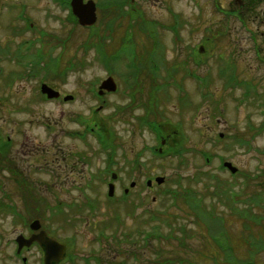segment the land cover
Here are the masks:
<instances>
[{
  "label": "rangeland",
  "instance_id": "374dc122",
  "mask_svg": "<svg viewBox=\"0 0 264 264\" xmlns=\"http://www.w3.org/2000/svg\"><path fill=\"white\" fill-rule=\"evenodd\" d=\"M95 1L105 7L110 0ZM133 1L132 6L125 7L140 10L141 17L151 24L145 27L142 19L136 23L134 18L123 20L127 28L131 24V28L136 27L127 29L132 42H159L166 48V52H160L164 70L150 75L155 81L160 78V83L169 79L176 88L163 87L156 96L151 76L146 84H151V104L160 102L157 108L163 113L158 121L163 124L162 141L166 148L176 146L177 154L158 157L145 151L158 141L147 130L134 126L130 116L133 109L118 115L114 107L128 101L121 91L108 95V103L100 108L96 90L102 79L109 75L119 78L124 70L118 65L107 72L97 60L95 49L88 48L95 30L106 34L104 24L93 29L75 25L66 20L67 10L60 0H0V133L11 134L14 145L25 136V143L38 144L19 151L15 147L11 152L24 158L20 166L32 180L31 191L8 193L11 180L0 173V264H22L13 255L15 239L20 234L28 235L36 217L57 227L61 237H76V243L77 239L85 241L86 235L101 234L109 241L107 250L114 253L120 249L119 259L130 250L138 256L137 263L141 257L148 260L144 264H224V254L208 236L207 226L195 222L184 195L175 197L176 190L183 194L194 191L192 194H199V207L217 209V216L224 217L234 238L238 256L247 257L246 246L238 237L241 220L225 192L235 191L242 197L250 192L242 185L244 179L256 180L257 174L264 172V129L256 130L264 123V0ZM121 23L112 36L105 35L104 43H114L116 38L120 41L118 32L122 36L126 29ZM40 50L44 58L36 64ZM194 52L198 53L195 61L191 55ZM156 53L152 51L147 57H156ZM175 57L179 60L176 63L172 62ZM65 66L69 67V78L64 88L84 92L78 102L58 104L30 93L40 92L39 82L49 74L46 71ZM192 73L209 76V97L205 98L206 89L198 86ZM201 81L205 82L203 78ZM182 96L186 98L178 100ZM142 111H134L135 116H141ZM80 114L89 116L91 125L93 116L104 119L106 131L113 136L109 145H114L113 149L106 148L99 141L98 130H90V163L85 167L89 176L84 177L66 173L64 163L68 158L64 159L62 140H70L61 130L77 128L74 117ZM55 132L64 149L54 144ZM243 135L247 140L236 139ZM55 149L58 157L54 158ZM135 160L140 165L135 167ZM225 160L238 167L236 173L223 166ZM106 170L114 171L118 178L111 179L109 172L103 180L94 177L97 171ZM161 175L165 179L159 184L154 179ZM149 176H153L151 186L146 184ZM109 181L115 186L112 196L108 194ZM258 192L264 194V186ZM154 215L168 217V223L162 218L155 220ZM181 224L192 230L188 238L177 237L182 235L177 230ZM158 226L162 233L175 231L176 236L155 237L152 233ZM27 254L29 264H39L36 248ZM256 257L264 264V250Z\"/></svg>",
  "mask_w": 264,
  "mask_h": 264
},
{
  "label": "flooded vegetation",
  "instance_id": "af4514ba",
  "mask_svg": "<svg viewBox=\"0 0 264 264\" xmlns=\"http://www.w3.org/2000/svg\"><path fill=\"white\" fill-rule=\"evenodd\" d=\"M60 5H62L60 3ZM66 20L71 21V16L69 15V10L66 8ZM30 26H33V23L31 22ZM153 30V29H150ZM112 43V42H111ZM103 43L100 44L103 46L104 49V58H111L114 56V59H119L121 64L124 62L126 64L131 63L132 64V71H142V74L133 75L131 73L130 69H128L125 66V69L120 72L118 75L119 78H115L117 82V90L115 92H108L106 91L102 95H98V99L100 102H102L101 107H105L108 103V95L112 93H118L121 91L124 95L128 96V101L122 102L123 105L118 104L116 107H114L117 110L118 115H120V112H125L126 110L133 109V112H131L132 116V123L134 126L140 127V130H147L150 134L154 135V139H157L159 142H157L158 145H151L150 147L146 148L149 150L150 154H153V149H156V155L158 157H161L164 155V153H169L168 148L165 147V144L163 140L164 135V129L163 124H161L160 121L163 117V113L157 108L158 102L156 105L151 104L150 97L152 94V91L149 89V85L147 86V82L145 81L146 77H150L151 72V65L157 64V62L163 61L161 59V54L163 52H166L165 46L162 45V43L157 42H144V43H134V42H114V43ZM62 46H65L66 44H63L61 42ZM157 52L155 55L156 57H147L151 55V52ZM162 52V53H160ZM145 58H143V56ZM106 56V57H105ZM175 59L172 61L176 63V61H179L178 59ZM62 60V58H61ZM62 62V61H61ZM158 65V64H157ZM137 68V69H136ZM69 67L65 66L61 69H54L48 72L49 74L43 76L44 78L39 82L40 83V89L41 84L46 83L50 86H52L54 89L57 90V92L60 93V96L56 98L49 99L46 94L42 93L41 90L34 91L31 90V94H37L40 99L42 100H52L58 102V104L61 102L63 103H70L73 104L74 102H78L81 97H83L82 93L83 91H77V90H66L64 88L65 83L67 82V79L69 78L68 71ZM59 72V73H58ZM107 72L108 69H107ZM168 75V74H167ZM117 76V77H118ZM135 78L136 80H134ZM138 78L140 80H138ZM160 79V78H159ZM158 79V80H159ZM158 80L152 82V84H155L156 91L154 93L158 94L159 96V90L163 87H171L173 85L174 88H176L175 83H170L169 79L166 81H163L162 83L158 82ZM147 81L150 82V78L147 79ZM158 82V83H157ZM120 85V86H119ZM122 87V88H121ZM124 87V89H123ZM120 88V89H119ZM99 86L97 88V93L99 92ZM179 90V88L177 89ZM86 91V90H85ZM145 95L144 98H140L142 95ZM38 98V99H39ZM161 99V97L159 98ZM162 100V99H161ZM146 103H145V102ZM163 101V100H162ZM143 104H142V103ZM151 104V105H150ZM160 105V104H159ZM161 107V106H160ZM142 109L143 114L141 116L137 117L135 116V112L137 109ZM63 110V109H62ZM135 111V112H134ZM137 114V113H136ZM154 117V118H152ZM74 121L77 125V128H62V134L63 136H66L70 141H63L65 144L64 148L62 147L61 141L57 140L58 133L55 134V145L59 147L60 149H64L63 152H65L64 159L68 158V161L64 163L66 167H68V170L66 171L67 174H77L79 177H84L87 174L89 176V170L85 169V167H88L89 165V134L90 130H98V135H102L104 141H111L113 140L112 134L108 133L106 131V128L104 127L106 125V122L103 121L104 119L100 118V120L95 119L93 116L91 119L94 120L92 125L90 124L89 116L85 117L84 115H78L77 117H74ZM73 120V118H71ZM58 122V121H57ZM155 125V127H154ZM162 128V129H161ZM54 130L52 131V133ZM20 131L18 132V134ZM26 137V136H25ZM18 140L19 144H13V138L12 135L7 133L2 136L0 133V153L2 154V161L0 162V173H3L4 177L11 180V183L9 185L8 191L12 193H21L24 190L27 192V190H32V180L29 175L25 172V169H23L20 165L24 164V158L20 157L16 154H12L11 152L15 147H18V149H15L16 151H19V148L22 147H34L38 144L32 143H25L27 141L26 139ZM112 142V141H111ZM153 144V143H150ZM113 149V147L109 146V149ZM144 151V152H145ZM55 157H58L56 155V149H55ZM170 154V153H169ZM53 158V160H54ZM70 161V162H69ZM135 167L140 165L138 160H135ZM107 165V164H106ZM109 172V175L114 173V171L106 170L105 172L97 171V174L94 175V177H102L105 173ZM30 174V173H29ZM154 176V175H153ZM153 176H149L146 178V184L151 186L153 184ZM149 179V180H148ZM110 182V181H109ZM108 182V184H109ZM135 182V181H133ZM136 183V182H135ZM137 186V183L134 185ZM7 193V192H6ZM9 193V192H8ZM63 205L62 203H60ZM55 206L56 208L59 207ZM2 206V203L0 202V207ZM41 219V226L38 230H33L30 228L28 230V235L20 234L22 236H26L29 238L33 233H38L41 230H45L47 234L56 240L55 242V250H54V256L58 257V260L52 261L51 264H141V263H147L148 260L141 259V257L138 259L139 263L136 262L138 256H136L132 251L128 250L125 255V258H118V254L120 253V249L118 251L114 250V253L111 251V249H106V242L108 243V240L103 239L101 234H93V235H86V239L83 242H79L77 239L76 243V237L72 236H64L61 237L56 231L57 227H53V225L46 224V221L44 222ZM19 236V235H18ZM115 242V241H113ZM15 245L16 248L13 251V255L15 259H21L22 264H29V255L27 254L31 249L36 248L37 255L39 256V264H46V250L45 247L41 245L40 242L37 240L32 241L30 244H22L19 248V242L17 240V237L15 239ZM114 245V244H113ZM111 245L108 244V247ZM111 252L113 254H111ZM130 258V259H129ZM145 261V262H144Z\"/></svg>",
  "mask_w": 264,
  "mask_h": 264
},
{
  "label": "trees",
  "instance_id": "16d2710c",
  "mask_svg": "<svg viewBox=\"0 0 264 264\" xmlns=\"http://www.w3.org/2000/svg\"><path fill=\"white\" fill-rule=\"evenodd\" d=\"M107 2L109 3L107 4L108 6L106 5L105 7H103L102 4H100L101 2L98 1V11L100 12V16L98 18V22L92 27H90V29H93L94 27H97V25L100 26L104 24L105 25L104 31L106 32V34L101 35L98 30H95V32L92 33V35L90 36V39H88L91 42L90 44H88L89 46L88 48L93 47L94 49H97V52L100 56L99 60H101L103 63H105V61L102 59V57L105 54H104L103 46L100 44H103L104 41H106L105 35L112 36L116 32L115 29H119L121 22H122L121 24H124V27H126V23H123V20L129 17L131 19L134 18L135 23L138 22L139 19H142L145 22L143 23L145 27L148 26L149 23L151 24L150 20L148 21L146 18L143 19V17H141L142 14L140 10L136 12V9L134 7H131L130 9H127L125 7V5L127 4L132 6L134 4L133 0H113V1L110 0ZM109 12H111V15H107L110 14ZM70 14L71 16H73L72 17L73 23L75 25H78L76 17L72 13ZM120 18H124V19H120ZM132 25L133 24L129 25L128 26L129 28L126 27V30L122 36L121 33L119 34L118 32L117 36H119L120 42L134 41V39L132 38V34L130 33L129 30H127V29H136V27L131 28ZM173 28L177 29V25H174ZM144 33H147V31H144ZM129 34L131 39L129 38ZM116 41L117 38L114 39L113 42ZM43 58L44 57L40 55V57L36 58L37 61L35 59V62L38 64ZM58 60L59 59L57 58L55 60L56 61L55 63H57ZM107 60L108 61H106L107 63H105V65L107 67L111 66L113 69H115L117 63L114 62L116 60L114 59V56L111 58H107ZM54 68L55 67H52L51 70H53ZM140 73L142 74V71H137L133 73V75L137 74L139 76ZM204 81L205 82H202V84L205 85L206 87H209L211 85V79L209 78V76H207L206 80ZM229 84L231 83L228 82V85ZM209 96L210 93L207 92L205 97H209ZM263 129H264V123L261 126H259V128H256L258 132H261ZM238 138L239 140H243V141L247 140L245 138V135L238 136L236 139ZM263 173L264 172H261V174H257L258 176L256 177V180L249 178L246 181V179H244V183L242 185L246 189H250V192H247L246 194L242 195V197H240L239 193L235 191H229L227 193L225 192V196L235 204L234 208L236 209V216L238 217V219L241 220L242 223L241 224L242 230L241 233L238 234V237H240V242L246 246L245 251H247V257H243V258H240V256H238L236 252V249L238 248H235L233 245V242H235L234 238H232V235L229 234L228 227L224 223V217L222 215L217 216L218 215L217 209L213 210V209H208L206 207L205 208L199 207L197 200L199 194L197 193H196L197 195L192 194L194 193V191H191L190 193L187 194L186 192L185 194H183V193H179L178 190L175 191V194H177L175 197H179L178 195L181 196L184 195L185 204L188 207L187 209H189L188 213L191 212V214L195 218V222L198 225L203 223L207 226L208 236L213 241V243L216 244L217 248L220 250L219 252L224 254L223 255L225 259L224 261H226L224 264H260L255 259L257 258L256 256L258 255V252L264 250V221H263L264 194L262 192H258V191H262V188L264 186V179L260 178L261 175H264ZM244 175L245 177L246 176L248 177V173H245ZM253 186L254 189L256 190L255 192H252ZM201 197L205 198V196H201ZM241 204H244L246 206L241 207ZM153 218L155 220H161L160 218H162L165 222L168 223V217H162L161 215H154ZM177 230L182 233V235L180 234L181 236H177L179 238H182L184 236L188 238L192 234L190 233L192 230H188V228L186 227V225L184 226V224L179 225V228H177ZM152 235H154L157 238H161V237H165L166 235L176 236V233L174 231L171 232L170 234H164L162 233L160 226H158L157 231L155 230L154 233H152Z\"/></svg>",
  "mask_w": 264,
  "mask_h": 264
},
{
  "label": "water",
  "instance_id": "95a60500",
  "mask_svg": "<svg viewBox=\"0 0 264 264\" xmlns=\"http://www.w3.org/2000/svg\"><path fill=\"white\" fill-rule=\"evenodd\" d=\"M71 6L73 13L77 16L78 21L81 25L84 26H90L93 25L97 21V5L94 0H71ZM117 89V84L112 76H109L108 79L102 81L99 89V93L103 94L105 90L108 91H115ZM42 91L44 93H47L49 97H56L59 96V92L55 90L53 87L49 86L46 83L42 84ZM225 166L229 167V169L233 172H236L238 167L236 165H233L231 162L226 161ZM163 176L157 177L158 183H162L164 181ZM115 186L113 183L109 186V195L112 196L114 194ZM31 227L33 229H39L40 222L39 220H34L31 223ZM37 240L41 243L43 247H45L46 250V264H51L52 261H57L58 257L54 256V250L55 248V242L56 240L51 238L47 232L43 229L40 232L33 234L30 238H24V236H19L18 241L20 243V246L22 244H30L32 241Z\"/></svg>",
  "mask_w": 264,
  "mask_h": 264
}]
</instances>
